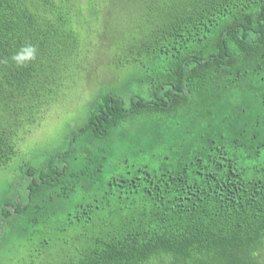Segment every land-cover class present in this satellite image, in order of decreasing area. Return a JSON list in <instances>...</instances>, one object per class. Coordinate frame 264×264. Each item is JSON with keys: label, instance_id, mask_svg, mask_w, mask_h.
<instances>
[{"label": "trees", "instance_id": "16d2710c", "mask_svg": "<svg viewBox=\"0 0 264 264\" xmlns=\"http://www.w3.org/2000/svg\"><path fill=\"white\" fill-rule=\"evenodd\" d=\"M98 54L82 122L10 170ZM5 177L0 239L41 264H262L264 0H0Z\"/></svg>", "mask_w": 264, "mask_h": 264}, {"label": "rangeland", "instance_id": "374dc122", "mask_svg": "<svg viewBox=\"0 0 264 264\" xmlns=\"http://www.w3.org/2000/svg\"><path fill=\"white\" fill-rule=\"evenodd\" d=\"M92 62L95 63L94 66L81 69L76 76L63 81L64 85L58 98L46 108L30 132L24 135L23 141L18 144L16 156L9 164L10 170H15L23 162L34 165L43 159L46 151L63 146L71 129L82 122L88 111L89 101L104 86L99 83L106 78L102 70V56L98 54ZM125 76L126 72L121 75L119 81H123ZM6 180L7 177L0 179V200ZM22 243V238L15 234H8L0 239V264H41L44 256H33L32 247H21Z\"/></svg>", "mask_w": 264, "mask_h": 264}, {"label": "flooded vegetation", "instance_id": "af4514ba", "mask_svg": "<svg viewBox=\"0 0 264 264\" xmlns=\"http://www.w3.org/2000/svg\"><path fill=\"white\" fill-rule=\"evenodd\" d=\"M1 220V219H0Z\"/></svg>", "mask_w": 264, "mask_h": 264}]
</instances>
